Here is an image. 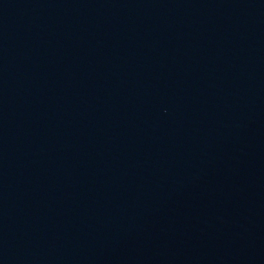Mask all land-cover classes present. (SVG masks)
I'll use <instances>...</instances> for the list:
<instances>
[{
	"label": "water",
	"instance_id": "water-1",
	"mask_svg": "<svg viewBox=\"0 0 264 264\" xmlns=\"http://www.w3.org/2000/svg\"><path fill=\"white\" fill-rule=\"evenodd\" d=\"M0 264H264V0H0Z\"/></svg>",
	"mask_w": 264,
	"mask_h": 264
}]
</instances>
